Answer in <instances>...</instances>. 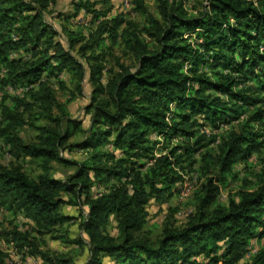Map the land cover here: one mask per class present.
Wrapping results in <instances>:
<instances>
[{
    "label": "trees",
    "instance_id": "16d2710c",
    "mask_svg": "<svg viewBox=\"0 0 264 264\" xmlns=\"http://www.w3.org/2000/svg\"><path fill=\"white\" fill-rule=\"evenodd\" d=\"M193 1L198 3L195 14L188 13L183 0H157L156 16L143 0H134L132 9L144 16L141 24L123 16L109 24L99 19L103 13L93 16L97 28L90 34L92 42L80 51L84 54L93 44L101 47L107 33L113 41L119 37L135 64L120 63L102 83V58L87 57L92 91L86 111L91 113V124L83 141L67 143L81 129L80 122L64 106L61 114L52 112L55 97L49 79L67 71L80 88L86 68L45 20L44 12L56 0H0V65L7 68L2 82L35 86L29 91L32 101L18 98L15 106L31 108L38 103V114L47 119L35 126L34 139L25 141L16 131L21 118L3 109L0 137L8 153L15 159L28 157L39 168L31 175L20 164L0 165V206L23 213L32 222L30 228L7 232L9 241L28 246L48 263L76 264L72 258L42 249L39 237L59 231L71 219L58 211L69 201L62 193L75 198L84 194L88 209L78 227L88 242L85 264H101L104 255L116 264H264V245L257 250L253 241L264 236V165L258 187L239 189L225 203L217 198L220 183H225L235 164L246 162L253 153H264L262 134L251 128L254 121L264 123V0ZM72 3L70 16L81 8L92 12L90 0ZM188 33L195 34L194 44ZM19 50L28 52L30 59L9 58ZM245 115L239 129L220 140L216 152H203L202 158L212 161L218 175L208 176L200 185L184 223H166L152 237L143 229L145 206L151 198L162 200L181 178L173 164L205 146L201 138L190 142L199 118L217 128ZM152 134L163 136L168 153L152 154L156 143ZM173 139L177 143L170 146ZM109 145L121 156L98 150ZM88 148L91 157L80 163L60 156L65 149ZM142 158L153 161L144 169ZM108 160L112 165H107ZM53 161L76 164L77 169L58 179L51 173ZM90 169L112 180L107 191L90 192ZM111 220L116 234L108 231ZM198 255L208 261L193 260ZM3 261L0 252V264Z\"/></svg>",
    "mask_w": 264,
    "mask_h": 264
},
{
    "label": "rangeland",
    "instance_id": "374dc122",
    "mask_svg": "<svg viewBox=\"0 0 264 264\" xmlns=\"http://www.w3.org/2000/svg\"><path fill=\"white\" fill-rule=\"evenodd\" d=\"M72 1L73 0H56L55 4L50 5L46 9L44 17L45 20L57 30V39L60 40L66 48H69L86 68V75L80 84V88H78L77 82L72 74L67 71L62 72L57 75V77H50L49 79L55 97L52 112L59 115L62 113L61 106H64L69 116L80 122L81 129L75 131L67 141V143H78L84 140L86 137L85 130L91 124V113L86 111V106L89 104L92 91V84L89 81V61L87 57L90 54H94L102 58L104 64L100 80L102 83L108 80L113 70L118 69L120 63L126 65L135 64V59L130 54L125 53V49L119 37L113 41L108 37L107 33L104 34L105 37L101 47H97L92 43L93 45H91L84 54L80 51L81 46L92 42L90 34H94L97 28V25L93 23L95 19L93 16L103 13L99 15V19L109 21V24L111 23V19L117 16H123L125 19L141 24L144 22V16L132 9L135 6L134 0H90V2H93V5L89 6L92 12L89 13L86 8H81L76 16H70L74 10ZM143 2L150 13L158 16L157 0H143ZM183 2L188 13L195 14L197 12V2L193 0H183ZM187 35H189V41L194 44L195 34L188 33L186 36ZM71 41L73 42V46H70ZM9 58L27 61L30 59V55L26 51L19 50L11 52ZM1 72L3 75H1ZM6 75L7 68L0 65V120L4 119L3 109L9 108L12 114L21 118V123L16 125V131L23 140L31 141L37 133L35 126L47 123V119L38 114L40 110L38 103H32L31 108L25 107L24 105L17 107L15 106V99L22 98L25 102H31L32 99L29 91L35 86L20 83H3L2 79L6 77ZM245 118L246 115L243 116L242 119L233 121L232 123H219L217 128L204 125V121L201 117L199 118L200 124L195 127V134L194 137L190 139V142L193 143L197 138H201L200 143L205 144V146L199 147L197 150L193 151L191 155H182L179 159L180 162L178 164H173L174 170L181 178L173 185L171 192L166 193L162 200H156L154 198L149 199L145 206L146 220L143 229L152 237L158 235L166 223L172 226L184 223L186 215L194 207L196 200L195 193L200 185L208 176H214V178H216L218 175L217 171H215L212 166V161L209 158L208 160L202 158L203 152L208 150L216 152L220 140L226 136L230 130H238L239 124ZM65 126L66 124H64V127ZM251 128L254 131L260 132L262 134L261 139H264L263 122L254 121L251 123ZM214 137L215 139L213 140ZM151 138L156 142L152 152L153 155L158 156L163 153H168L170 148L169 146H165L163 136L152 134ZM175 143H177V139H173L170 146H173ZM98 150L108 152L113 149L111 145H109L107 147L99 146ZM92 152L90 148L77 150L65 149L60 152V156L67 160L80 163L90 158ZM180 152L179 150L177 154ZM113 154L118 157L121 156L122 153L119 150H113ZM152 161V159L142 158L139 163L144 162L145 165L143 168L145 169ZM106 163L107 165H112L113 161L108 160ZM11 164H20L23 170L31 175L39 171L37 163L31 161L28 157L15 159L13 156H10L8 153V146L0 137V165L9 167ZM263 165L264 153H253L246 162L235 164L232 167L231 173L226 177L225 183H220L217 197L218 201L225 203L228 198L235 195L239 189L258 187L260 185L258 174ZM76 169V164L53 161L51 173L55 178L66 179L70 174H73ZM88 174L93 181L90 187V192L93 194L107 191L109 186L113 183L112 180L107 181L106 179H102L101 176H96L93 169H90ZM61 195L66 201H69L62 204L58 211L65 216L71 217V219L64 222L59 231L47 233L39 237L41 247H43L42 249H47L51 254L72 258L76 264H85L89 257L88 242L86 234L78 227L83 213H86L88 209L87 205L84 203V194L81 195L80 198H75L70 193H62ZM31 226V220L25 217L23 213H13L7 207L0 206V252L3 254L4 264H51L44 261L40 256L31 253L28 246L21 247L16 245L14 241L8 240L7 232L17 228H30ZM108 231L112 234H116L114 220H111ZM60 233H64L66 236L62 239L51 237L53 234ZM77 238H82V242L76 241ZM253 241L255 242L256 249L259 250L261 246L264 245V236L261 237L260 241H258L257 238ZM206 258H203L202 255H198L193 260L196 262L208 261ZM101 264L116 263L114 258L104 255ZM217 264L223 263L222 261H218Z\"/></svg>",
    "mask_w": 264,
    "mask_h": 264
},
{
    "label": "built area",
    "instance_id": "2783aa9c",
    "mask_svg": "<svg viewBox=\"0 0 264 264\" xmlns=\"http://www.w3.org/2000/svg\"><path fill=\"white\" fill-rule=\"evenodd\" d=\"M2 72H3V70H2ZM1 72V75H3V73Z\"/></svg>",
    "mask_w": 264,
    "mask_h": 264
}]
</instances>
